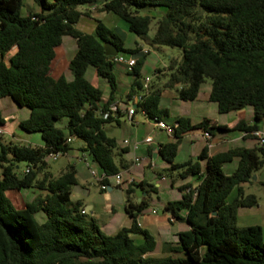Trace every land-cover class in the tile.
Returning <instances> with one entry per match:
<instances>
[{"label": "trees", "instance_id": "obj_1", "mask_svg": "<svg viewBox=\"0 0 264 264\" xmlns=\"http://www.w3.org/2000/svg\"><path fill=\"white\" fill-rule=\"evenodd\" d=\"M32 2L35 7L25 4L22 13V0H0V97L27 106V116L16 125L38 131L42 139L40 145L4 141L0 133V264H264L260 226L236 224V208L257 203L255 194L244 192L241 183L250 181L264 166V143L236 145L210 155L205 144L196 159L173 162L189 128L207 131L210 136L238 130L244 137H253L250 131L257 128V121L264 124V0ZM145 5L160 6L162 12L156 17L138 13ZM90 9L111 11L126 23L127 30L143 37L155 17L154 30L147 38L150 45L179 49L178 58L171 57L163 68L153 69L155 77L164 78L148 83L134 103L133 113L165 120L168 111L159 106L161 91L173 89L176 98L194 99L206 77L210 78L207 98L215 102L217 112L235 110L228 124L208 117L191 124L187 117L175 116L171 139L159 143L158 154L169 162L168 169L179 177L195 179L178 185L181 197L167 200L163 206L187 226L175 233V241L162 244L161 254H155L157 240L136 220L156 186L144 180L125 184L123 208L129 223L106 233L89 210L81 211L85 206L81 199L70 198L76 183L74 164L67 162L55 175L46 169L48 152L71 148L86 153L104 171L107 176L102 181L107 185L111 175L127 166L124 153L128 143L117 142L103 129L106 122L119 124L122 113L108 110L117 88L116 63L104 53L102 43L109 41L117 52L136 55L129 69L133 76L129 96L143 88L139 68L148 50L142 52L136 43L125 46L124 34L96 17L92 31L78 28V20L89 16ZM63 35L72 37L76 46L67 59L70 78L52 75L55 63L64 56ZM12 48L5 61L4 55ZM88 66L106 79L109 91L105 98L85 77ZM246 105L252 108L251 123L245 119ZM62 118L64 122L56 124ZM4 125L0 115V126ZM147 152L151 154V147ZM199 159H204L203 166ZM232 159L235 167L224 172L222 164ZM135 187L144 192L136 196L138 200L132 196ZM13 188L33 190L23 207H15L6 195ZM179 210L183 216L178 215Z\"/></svg>", "mask_w": 264, "mask_h": 264}, {"label": "rangeland", "instance_id": "obj_2", "mask_svg": "<svg viewBox=\"0 0 264 264\" xmlns=\"http://www.w3.org/2000/svg\"><path fill=\"white\" fill-rule=\"evenodd\" d=\"M23 5L21 8V12H25L24 5H35L32 0H22ZM84 8V5H80ZM91 13L89 16H81L77 22V27L84 31H92L94 26V17L99 18L105 25L111 28H118L123 34V41L125 46H133L134 43L141 44V47L147 48L148 53L145 56V59L142 65L139 68V79L143 81L145 77H148V83H157L158 81H162L164 76L159 75V77H155L153 69L158 66L163 68L168 60L171 57H179V49L175 46L168 45H159L158 47H153L148 42L147 38L150 37L154 30L155 26V17L160 15L162 12L160 6L153 5H145L138 8V13L143 14L147 13L155 16L151 19L149 23V28L146 32V36L136 35L133 32L127 30L126 23L119 18L117 15L112 13L111 11H96L95 9H90ZM61 41L64 47V56L62 60L58 62L56 66L60 67L61 70L64 71L63 75L67 78L71 77V73L67 67V59L73 54L76 46L74 39L69 35H63L61 37ZM13 51V48L8 51L4 55V60L7 61L8 55ZM124 56H127V52H119ZM113 73L115 75V79L117 82V88L114 91V98L117 100L121 97L124 90V81H130L133 77L130 73L129 69L120 63H116L113 67ZM85 77L89 79L93 84L98 86L102 93L107 94L109 91V86L105 78L101 76L95 75L91 66H88L84 73ZM210 86V78L206 77L204 81L201 83L197 95L194 99L182 100L176 97L170 98H162L160 100V105L165 107L168 111V120L172 121L173 117L177 114H181L184 116H189L191 120L198 119L202 116L210 117L212 119H218L219 121H224L227 116H232L235 110L231 109L227 112H217L215 102L209 100L207 98L208 89ZM173 92V89H168ZM144 92L143 88L139 90V92ZM114 101V100H113ZM125 102V100H123ZM116 102V101H114ZM245 116H252V108L250 105L244 106ZM12 113L16 119L24 118L28 114V107L25 105L18 106L13 100H11L8 96L0 97V115H6ZM136 122L128 121L124 115L120 116V123L116 124L114 122L104 123L103 129L105 133L109 136H114L116 141L119 142L123 137L129 139L131 142L133 139H141L144 135L150 134L153 138V141L160 139L161 141H165L171 139V135L166 134V132L158 127H155L153 121L145 118L141 112H136ZM166 117V118H167ZM165 118V119H166ZM7 119V118H6ZM64 118L58 120L56 124L61 125L64 122ZM257 125L259 127H263L262 121H257ZM9 130L1 133V138L4 141L11 139L12 141L22 142V143H30V144H42V139L38 131H25L14 125V120L9 121L7 126ZM12 131V133H11ZM233 134L237 133L238 130H231ZM189 136L192 139V144L189 147V151L198 152L201 149V145L205 140L198 134H190L186 135L181 139L182 142H190ZM235 142H256V140L251 136H246L243 139H238ZM71 145L74 147L75 142L71 141ZM185 149L180 147L178 148L175 154V161H179L185 158ZM74 151H70L68 155H58L55 159H47L48 165L47 170L51 171L52 174H57L60 169L64 168L67 162H72L76 169V183L72 185L70 198L76 199L79 198L84 204L93 203L95 205V209L97 211V215L94 216L96 218L99 227L104 232L108 233L120 225L126 224L129 222V217L126 216L124 209L122 207V199L125 197L124 189L120 185H116L114 177L111 175L109 177V185H112V191L110 192V202L115 206V211L113 213H109L106 210L105 202L107 198L104 195V190H100L96 177L91 174L90 168L97 169V166L91 161V159L86 155V153H76L78 157L74 156ZM82 157H85L83 160ZM87 161L88 163L86 164ZM153 163L149 166L151 162V158H146V160L137 162L138 164L133 165L129 169L121 170V175L125 179L129 175L133 174L137 176H144L146 180L150 181L151 184L157 187L156 191H150L147 197V206L145 208L150 210L151 207L157 209V213L160 214L162 212L163 206L167 200H176L181 197V190L178 189L177 185L180 182H185L190 180V175L185 177H179L174 174L173 171L168 169L169 162L162 159L159 155L153 158ZM23 162L19 163V166L23 167ZM138 165V166H137ZM229 164H225L222 168L224 171L228 169ZM261 170H263V167ZM145 172V173H144ZM132 175V176H133ZM163 175L165 179H161L159 176ZM254 173L252 174L250 182L245 186V192H251L255 194L257 198V202H261L264 199V186L257 180L253 178ZM134 177V176H133ZM135 178V177H134ZM15 191L16 193H14ZM22 194H20L16 189L6 190V195L9 197L10 201L14 206H21L23 204V199H29L33 195V190L31 188H22L20 189ZM235 191L233 190L229 197L233 196ZM240 209L239 217L236 221V224L246 223L244 220L247 217H244L242 210L246 211L248 216L254 217V219H250V221H259V208L257 205H251V207L238 206ZM264 209V207H263ZM37 215V214H36ZM179 215L183 216V210H179ZM39 215L35 216L38 218ZM182 227H185L186 222L182 221ZM181 223V221L179 222ZM164 229V228H163ZM166 229V228H165ZM161 230V228L159 229ZM148 231L150 233H154L152 228H149ZM164 235L161 238V244L165 240L169 239V242L176 240V235H171L169 229L167 228ZM161 249L159 253H161ZM163 253V252H162Z\"/></svg>", "mask_w": 264, "mask_h": 264}, {"label": "crops", "instance_id": "obj_3", "mask_svg": "<svg viewBox=\"0 0 264 264\" xmlns=\"http://www.w3.org/2000/svg\"><path fill=\"white\" fill-rule=\"evenodd\" d=\"M30 6L34 7L33 5H30ZM136 44H138V43H136ZM138 45L141 46V44H138ZM60 60H62V57L56 63L58 64V62ZM56 63L54 65L53 69H52V75L54 77H57L58 75L64 73V71L61 70L60 67L56 66L57 65ZM129 83L130 82L128 80H126V81H124V83H122L124 85L123 93H122L121 97H119L117 100L114 99V101H116L117 106H118V108L120 110L128 107L129 104H134L135 103L134 95L137 94V93H142L141 91L140 92H135V93H133V94H131L129 96L128 95ZM148 86H149V84H148ZM107 94L102 93L103 98H105L107 96ZM167 97H170V98L175 97L174 92H171L168 89H163L161 91V93H160V100L162 98H167ZM123 100H125V102ZM160 100H159V106H161L160 105ZM114 101H112V102H114ZM137 112H139V111H137ZM135 114H136V112L131 115V118H132V122H136L137 123L138 120L136 119V115ZM175 116H184V115L177 114ZM175 116L173 117L172 121H167L168 120V117L165 119V121L166 122H169V123H175L174 122ZM234 116H235V112H234V114L232 116H227L224 121H219L218 119H214V120L216 121V123H219V124H228V123H230L234 119ZM184 117H187L189 119V122L192 124V123L197 122L198 120H200L204 116H202V117H200L198 119H195V120H191L189 116H184ZM3 118L5 120V125L2 127L3 128V132H5L6 130H9L7 128V126L9 124L10 119L11 120H14V125H16V122L18 120V119H16V117L12 113L3 115ZM208 118H210V117H208ZM245 119L249 123L252 122L251 115L248 116V117L245 116ZM257 128H260V129H263L264 130V124H263V127H259L257 125ZM200 131H201V129H199V128H189V129H187L184 132L183 138L186 135L196 134V133H198L201 136V132ZM11 133H12V131H11ZM245 137L243 136L242 131H238L236 134L235 133L233 134L232 132H229V131L216 132L214 135H212V136L209 137V139H208L209 142H206V140L202 137L205 140V142L202 143L201 149H202V147L205 144L209 143V146H207L206 154L207 155H210V154H213L215 152L225 150V149H227L229 147H232V146L238 145V146L250 147V146H252L255 143V142H235L236 140L243 139ZM123 138H126V137H123ZM188 139H189L190 142H182L181 141L179 143V145H178V148L182 147V148L185 149V152H186L185 153L186 154L185 155V158H183V159H181L179 161H175V159H173V162H178L179 163V162H181V161H183V160H185L187 158H190L191 160L197 158V154L199 153V151L201 149L198 152L189 151L188 150L189 147L192 144H194V142H192V139H191L190 136H189ZM133 140H140V139H133ZM161 142H163V141H161L160 139L153 141V138H152V141L150 143H148V144L143 143V142H139L138 146L133 150L131 148V145H130L131 143L129 142V139H128V142H127L128 143L127 144L128 145V151L126 153H124V156L127 159V166L125 168L120 169L119 171L124 170V169H129L133 165L138 164V163L132 162L131 158H132L133 155L140 156V161L146 160V158H151L152 160H153V158L155 159V157L159 156V154H158V147H159V143H161ZM120 144L123 145V143H121V142H120ZM147 147H151V154L150 155L147 152ZM70 151H74V154L73 155L76 156V157H78L76 153H79V152H77L76 149H74V148L69 149L67 151V154L66 155H68V153ZM199 163H200V165L203 166L204 159H199ZM226 163L229 164L228 169L226 171H224V170L223 171L226 172V173H228V172H230V171L233 170V168L235 167L236 162H235L234 159H232L230 161L224 162L222 164V167ZM177 169H178V167H175L174 170H177ZM261 169L262 168H259V169H257L254 172L253 178H254V180H257L258 182H260L264 186V168H263V170H261ZM128 175L130 176V175H133V174L131 173V174H128ZM133 176L135 177V180H144L145 182L150 183V181L146 180L144 176H142V177L137 176V175H133ZM161 176H163V175H160L159 177L161 178ZM190 177H191L190 178V181H195V179L192 176H190ZM161 179H165V177L163 176V178H161ZM249 182L250 181H244V182L241 183V186H242L243 190L245 189V186ZM181 183H183V181L180 182L178 185H180ZM120 186L123 188L125 186V184H120ZM7 190H11V189H7ZM16 190L20 194H22V192L20 191V189H16ZM111 191H112V185H107L106 189L104 190V195L107 198V201L105 202V207H106V210L109 213H113L115 211V206L109 201L110 200V192ZM13 192L16 193L15 191H13ZM244 192H245V190H244ZM138 194H142L143 195L144 192H141L138 187H135V190H134L132 196H135L136 197ZM231 197H229V198H231ZM136 199L138 200L139 197H136ZM26 200H28V199H23V204L21 206H15V207H17V208L23 207L24 202ZM123 203H124V198L122 199V203H121L122 204V207H123ZM255 205H257V207L260 209L259 210V219H257V220H260V222L259 221H255V220L254 221H250L249 218L254 219V217L248 216V213L249 212H247L245 214V212L246 211H249V210H242V213L244 214V217H247V218L244 220L246 223H243L241 225H248V224H257V225H259L260 226V229H261L262 241L264 242V209H263V207H264V199H263L262 203L261 202H257ZM245 207H251V206H245ZM84 208H86L87 210H89V213L92 214L93 216H96L97 215V211H96L95 205L93 203L85 204ZM152 209H154V211H152ZM239 211H240V209L237 207L236 208V221H237V219L239 217ZM124 212H125V210H124ZM171 213H172V211H169L168 209H164L163 208L162 209V212L160 214H158L157 213V209L154 208V207H151L150 210H148V209L145 210L144 209V211L142 213L138 214L137 217H136L137 223H138V225L141 228H143V229H145L147 231H148L149 228H152L154 230V233H150L149 231L148 232L154 236V238L157 240V242L159 244V250H157L155 252V254H161L162 253V252L159 253L160 247L162 246V244H161V238L160 237L162 235H164L165 233H169V232H166L167 228L169 229L171 235H175V233L178 230L184 229L187 226V225H185V227H182V225H183L182 224L183 223L182 221H184V220L182 218H180V217L172 216ZM125 214H126V212H125ZM178 215H179V211H178ZM126 216H127V214H126ZM179 216H181V215H179ZM180 221H181V223H179ZM128 223L123 224V225H120V226L128 225ZM160 228H161V230H159ZM113 231H111V232H113ZM108 233H110V232H108ZM168 241H169V239L168 240H165L164 242H168Z\"/></svg>", "mask_w": 264, "mask_h": 264}, {"label": "built area", "instance_id": "obj_4", "mask_svg": "<svg viewBox=\"0 0 264 264\" xmlns=\"http://www.w3.org/2000/svg\"><path fill=\"white\" fill-rule=\"evenodd\" d=\"M140 50L142 52H145L148 49L141 47ZM110 59H112L115 63H120V64L124 65L126 67V69H130L131 66L135 63L136 55L128 53L127 56H124L122 53L117 52ZM148 80H149L148 77H145L143 79V81H142L143 91H145L146 88H147ZM134 98H135V102L140 100L141 93L135 94ZM133 107H134V104H129L128 107L120 110L118 108L116 102H111L108 105V110L114 111V110L119 109V111L125 116V118L128 121L132 122L131 115L133 113ZM103 114H105V112ZM150 120L153 121V124H154L155 127L163 129L166 132V134H169V135L172 136L173 130H174V123H169V122H166L163 119H155V118H152V119L150 118ZM2 132H3V128L0 126V133H2ZM200 132H201V136L206 140V142H209V140H208L209 137H210L209 133L207 131H200ZM250 133H251V135L253 136V138L256 140V142L258 144L264 143V130L263 129L254 128L253 130L250 131ZM71 139H72L71 137H67L66 138V140H71ZM122 141L124 143H127L128 139L127 138H123ZM151 141H152L151 135L150 134H146L140 140L131 141L130 145H131V148L134 150L138 146L139 142H143V143L148 144ZM206 146H209V143H207ZM61 154L66 155L67 151H60V150L50 151V152H48L47 156H48L49 159H55L58 155H61ZM82 158H83V160H85V157H82ZM131 160H132V162L137 163L140 160V156L133 155ZM85 162H86V164L88 163L87 161H85ZM152 163H153V161L151 159V162L149 163V166H151ZM90 172H91L92 175H94L96 177V180L99 182V187L102 188V189H105L107 187V184H105L102 181V179L104 177H106L107 175L104 173V171L99 170V169L90 168ZM112 176L114 177V180H115L116 184H127V183H131V182L136 181L135 178L132 175H130L127 178L124 179L122 177V175H121V171L115 172ZM161 178H163V176H161ZM81 211H86V210H85V208H83V209H81ZM152 211H154V209H152Z\"/></svg>", "mask_w": 264, "mask_h": 264}, {"label": "water", "instance_id": "obj_5", "mask_svg": "<svg viewBox=\"0 0 264 264\" xmlns=\"http://www.w3.org/2000/svg\"><path fill=\"white\" fill-rule=\"evenodd\" d=\"M88 5H91V3H89ZM102 44H103L104 53L108 56L109 59L117 53L116 47L111 42L103 41ZM85 210L87 209L85 208ZM168 210L172 211V209H168Z\"/></svg>", "mask_w": 264, "mask_h": 264}]
</instances>
